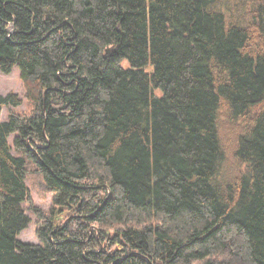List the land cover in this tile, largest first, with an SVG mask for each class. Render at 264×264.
I'll list each match as a JSON object with an SVG mask.
<instances>
[{
  "label": "trees",
  "instance_id": "trees-1",
  "mask_svg": "<svg viewBox=\"0 0 264 264\" xmlns=\"http://www.w3.org/2000/svg\"><path fill=\"white\" fill-rule=\"evenodd\" d=\"M14 67L0 264H264V0H0Z\"/></svg>",
  "mask_w": 264,
  "mask_h": 264
},
{
  "label": "rangeland",
  "instance_id": "rangeland-1",
  "mask_svg": "<svg viewBox=\"0 0 264 264\" xmlns=\"http://www.w3.org/2000/svg\"><path fill=\"white\" fill-rule=\"evenodd\" d=\"M125 66L127 65V62L123 63ZM15 94L18 96V98L21 100V104L18 107H3L0 112V121H6L9 115V111H15L18 113H31L32 108L25 99V90L23 83L19 76V71L17 67H14L12 71L9 74H3L0 71V96H6L7 94ZM223 132V131H222ZM237 131H233V134L235 135ZM222 134V133H221ZM223 134H225L223 132ZM223 141L225 145H229L231 149L234 148L233 145V138H226L224 135H222ZM225 138V140H224ZM14 139V135H11L9 137V142L12 143ZM12 153L14 155H17L15 150H12ZM232 172V171H231ZM31 178H28L27 184L29 186L30 194L32 202L35 206L45 210L50 211L52 208L53 203V194L49 191H43L41 190V187L38 185V176H30ZM26 214L30 218V222L23 231H21L18 235L19 240L26 243H39L37 234H36V218L32 214L31 210L28 206H25ZM59 221L63 220V216L58 217Z\"/></svg>",
  "mask_w": 264,
  "mask_h": 264
}]
</instances>
